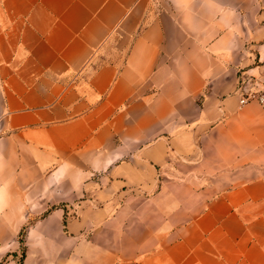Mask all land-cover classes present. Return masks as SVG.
Here are the masks:
<instances>
[{
	"label": "crops",
	"instance_id": "obj_1",
	"mask_svg": "<svg viewBox=\"0 0 264 264\" xmlns=\"http://www.w3.org/2000/svg\"><path fill=\"white\" fill-rule=\"evenodd\" d=\"M264 0H0V264H264Z\"/></svg>",
	"mask_w": 264,
	"mask_h": 264
},
{
	"label": "built area",
	"instance_id": "obj_2",
	"mask_svg": "<svg viewBox=\"0 0 264 264\" xmlns=\"http://www.w3.org/2000/svg\"><path fill=\"white\" fill-rule=\"evenodd\" d=\"M251 100H257L264 110V88L244 94L240 99V103L244 104Z\"/></svg>",
	"mask_w": 264,
	"mask_h": 264
},
{
	"label": "rangeland",
	"instance_id": "obj_3",
	"mask_svg": "<svg viewBox=\"0 0 264 264\" xmlns=\"http://www.w3.org/2000/svg\"><path fill=\"white\" fill-rule=\"evenodd\" d=\"M257 101V100H256ZM258 102V101H257ZM259 103V102H258ZM260 104V103H259Z\"/></svg>",
	"mask_w": 264,
	"mask_h": 264
}]
</instances>
